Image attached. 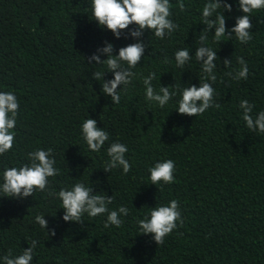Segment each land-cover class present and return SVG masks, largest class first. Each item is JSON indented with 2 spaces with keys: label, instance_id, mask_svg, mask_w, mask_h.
Returning a JSON list of instances; mask_svg holds the SVG:
<instances>
[{
  "label": "trees",
  "instance_id": "16d2710c",
  "mask_svg": "<svg viewBox=\"0 0 264 264\" xmlns=\"http://www.w3.org/2000/svg\"><path fill=\"white\" fill-rule=\"evenodd\" d=\"M183 2L180 11L177 0H170L171 19L179 25L171 35L159 39L144 32L145 56L131 69L132 82L118 89L115 104L93 78L106 64L90 65L87 58L105 40L116 54L134 42L131 37L116 39L90 19V0H0V91L14 92L19 101L15 142L0 155V182L6 167L26 163L27 153L37 148H51L58 169L43 192L0 197V257L9 250L20 254L36 240L32 264H264V133L247 128L239 107L247 99L255 105L253 117L264 110V9L250 17L248 43L233 35L217 44L210 30L205 43L219 58L213 87L220 106L191 117L175 110L178 95L163 108L148 101L143 84L149 73H155L151 84L157 93L160 84L170 89L199 84L201 66L194 52L208 0ZM227 2L232 11L223 13L226 29L243 14L238 0ZM180 48H189L192 57L184 68L174 58ZM237 57L247 63V80L225 75L239 68ZM225 58L231 59L230 67H224ZM111 78L105 71L103 79ZM89 117L110 136L99 152L87 147L81 133ZM113 141L128 147L127 174L119 167L109 173L102 169ZM164 159L175 162V180L153 185L148 169ZM77 182L112 195L110 210L127 207L128 214L120 216L123 224L105 227L106 214H84L83 224L64 221L61 201L48 193ZM172 199L179 201L183 223L157 245L151 234L139 233L137 221L150 207ZM41 213L54 236L35 222Z\"/></svg>",
  "mask_w": 264,
  "mask_h": 264
},
{
  "label": "clouds",
  "instance_id": "9594fccd",
  "mask_svg": "<svg viewBox=\"0 0 264 264\" xmlns=\"http://www.w3.org/2000/svg\"><path fill=\"white\" fill-rule=\"evenodd\" d=\"M173 5L170 0H90L91 18L102 29L111 31L116 39L122 36L124 39L131 37L134 42L128 43L116 49L114 45L105 40L102 47H98L89 56L90 65L106 64L105 71L112 73L111 79H103V73H93V78L101 83V92L109 96L112 103L120 102L118 89L132 82L135 73L131 70L135 68L145 56V44L142 37L147 30L159 39H164L166 35H171L179 28L171 17ZM177 7L180 11L185 10L183 0H177ZM238 9L243 13L235 17V24L226 29V17L224 11L231 12L232 5L227 0H208L202 7L201 23L205 26L203 34L199 36V46L195 48V59L201 66V78L199 84H188L179 89H170L168 85L161 86L157 93L151 81L155 79V73H149L143 80L145 85V96L148 101L155 102L163 108L173 97L179 96L176 111L178 114L191 117L202 115L209 107L220 105L215 102L216 90L213 87L217 81L215 69L218 58L216 50L208 47L206 41L208 33L214 29L213 40L219 44L224 40H231L235 35L240 43H248L252 40L251 29L253 27L250 17L256 10L264 9V0H238ZM261 22V21H258ZM131 26V27H130ZM227 37V39H224ZM104 56V59H101ZM176 66H184L192 59L189 48H180L174 52ZM168 58L165 57V61ZM239 68L225 75L234 80H247L249 69L246 61L242 57H237ZM224 67L231 66V59L225 58L222 61ZM239 107L243 110L242 119L249 130L264 133V110L259 111L255 117L252 112L255 107L247 99H242ZM19 111V101L14 92L0 91V155L10 151L15 142V132ZM81 133L86 141L87 147L92 152H99L109 141V133L102 127L97 126L96 119L87 118L81 123ZM109 157L102 168L109 173L116 168H122L123 174L131 170V164L126 159L128 152L127 145L119 141H113L106 149ZM56 161L52 155V149L37 148L27 153V162L19 167H6L2 172V182H0V197L23 199L31 197L35 190L45 191L48 188L49 177L58 174L55 167ZM175 162L171 159L157 160L149 167V179L151 184L157 185L160 182L171 184L174 182L173 175ZM61 201L63 209L62 219L66 222H76L83 224L82 217L105 215V227L113 225L120 227L123 220L121 214L127 215L129 209L120 206L118 210H110L108 205L113 200L112 195L97 194L92 186H86L83 182H77L71 188H61L58 192H49ZM35 222L46 231L48 236L55 235V229H48V221L44 218V213L35 216ZM177 222L183 223L179 201L172 199L167 204L150 207L142 219H138L139 233L151 234L156 244H162L164 238L177 228ZM37 241L31 240L27 248H23L20 254H13L8 251L0 259L3 264H32L34 249Z\"/></svg>",
  "mask_w": 264,
  "mask_h": 264
}]
</instances>
